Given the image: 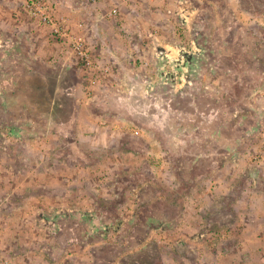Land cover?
<instances>
[{
	"label": "rangeland",
	"instance_id": "1",
	"mask_svg": "<svg viewBox=\"0 0 264 264\" xmlns=\"http://www.w3.org/2000/svg\"><path fill=\"white\" fill-rule=\"evenodd\" d=\"M8 1L0 6V256L247 260V234L264 233V0H128L120 33L135 51L125 71L92 87L80 62L61 74L44 41L50 30L31 17L44 42L33 41L30 60L25 26L9 30L24 21L22 0L15 11Z\"/></svg>",
	"mask_w": 264,
	"mask_h": 264
},
{
	"label": "crops",
	"instance_id": "2",
	"mask_svg": "<svg viewBox=\"0 0 264 264\" xmlns=\"http://www.w3.org/2000/svg\"><path fill=\"white\" fill-rule=\"evenodd\" d=\"M4 1L5 0H0L1 7ZM48 1L59 16H65L67 18V26L71 30L83 33L86 36L87 43L92 49L94 58L99 64H111L113 67V72L117 71V74H119L121 71H125L126 61L129 57H132L131 55H133V52L135 51L132 49V46H129L128 43H125L127 40L120 33V26L123 24L122 19L127 20L126 12L128 9L126 8V3L128 0H101L98 4H95L94 2L92 3L90 0ZM8 2H11V4L7 3L6 6L12 7L13 11H15L17 0H9ZM116 4H119L120 14L119 16H110L109 11L115 7ZM22 5L26 13L21 14V18H23L24 21L20 22V26H18V23L14 21L9 30L25 26L24 30H27L30 35V48L27 51L31 57L30 60H33V41L36 40L39 42L43 40L39 39L40 36L38 35V31L32 29L31 27V23L29 22L31 15L25 10L24 0H22ZM1 29L5 28H2L0 24V30ZM41 30H45L47 32V30L50 29L46 26H43ZM44 41L47 43L48 47L51 46L50 48H52V51L56 50L54 55H56V57L58 56V59L61 62V74L75 70L74 64L78 63V60L67 47V45L56 40L52 35H47V40ZM132 45L135 46V43L132 42ZM52 51L51 53L53 54ZM48 67L50 66L48 65ZM49 70L50 69L45 70L46 75ZM113 72L110 74L113 75ZM110 74L106 75V80L104 82H110ZM104 86L108 89H111L112 87L109 84ZM74 87L75 86H73V88ZM59 88L61 89V87ZM49 91L52 92L53 89L51 88L50 90L49 88ZM108 91L109 90L105 92ZM56 98L54 96L51 99L52 104L56 103ZM247 235L253 239H247V241L249 240L250 242L245 246V248H243L242 251L243 254H249V258L245 261L241 260L237 264H254V261L258 262V264H264V233L262 230H258Z\"/></svg>",
	"mask_w": 264,
	"mask_h": 264
},
{
	"label": "built area",
	"instance_id": "3",
	"mask_svg": "<svg viewBox=\"0 0 264 264\" xmlns=\"http://www.w3.org/2000/svg\"><path fill=\"white\" fill-rule=\"evenodd\" d=\"M98 2L99 0H92ZM25 10L32 18L41 22L50 29L52 36L67 45L73 55L87 70V85L94 86L101 76L113 72L111 64L99 65L94 58L92 49L87 43L83 33L71 30L67 26V18L59 16L48 0H24ZM119 8L115 7L109 11L110 16H118ZM0 264H32L28 260L1 257Z\"/></svg>",
	"mask_w": 264,
	"mask_h": 264
}]
</instances>
